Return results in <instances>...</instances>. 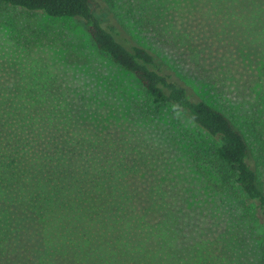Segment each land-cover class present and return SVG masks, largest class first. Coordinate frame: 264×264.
I'll list each match as a JSON object with an SVG mask.
<instances>
[{
  "label": "trees",
  "instance_id": "trees-1",
  "mask_svg": "<svg viewBox=\"0 0 264 264\" xmlns=\"http://www.w3.org/2000/svg\"><path fill=\"white\" fill-rule=\"evenodd\" d=\"M93 1L0 3L81 21L94 48L138 81L142 93L131 102L134 120H157L169 106L193 126L185 152L224 194L207 215L209 226L218 223L221 231L191 240L195 216L189 213L188 221L187 212L194 208L178 213L185 204L176 203L185 197L168 195L156 184L144 208L131 182L139 152L127 140L89 133L75 94L34 52L35 41L8 19L0 72L10 67L16 79L0 84V264H11L24 231L21 218L27 216L37 222L47 255L59 264H264V93L250 113L215 108L137 43L122 19L96 13ZM121 3L125 20L169 37L197 57L191 41L171 28L166 0ZM154 215L158 219L148 223ZM47 263L42 258L34 264Z\"/></svg>",
  "mask_w": 264,
  "mask_h": 264
},
{
  "label": "rangeland",
  "instance_id": "rangeland-1",
  "mask_svg": "<svg viewBox=\"0 0 264 264\" xmlns=\"http://www.w3.org/2000/svg\"><path fill=\"white\" fill-rule=\"evenodd\" d=\"M111 1L112 7L106 0H94V11L122 19L131 37L153 51L196 94L215 108L229 109L236 115L255 108L264 93V0H166L172 10L171 28L191 41L197 51L195 58L169 37H159L149 27L139 29L133 21L125 20L122 0ZM249 10L258 14L248 16ZM8 19L17 23L22 36L35 41L34 52L75 94L81 124L89 133L127 140L139 152V171L131 182L143 198V207L151 205L144 198L156 184L168 195L185 197V202L180 198L176 203L178 207L185 204L177 208L178 213L187 212L188 206L194 208L187 212L188 221L189 213L195 216L190 218L194 229L191 240L219 233L220 225L210 227L207 215L224 194L214 186V177L185 152L189 136L196 132L193 126L169 106L162 108L157 120H134L131 102L142 93L138 81L94 48L81 21L52 19L0 3V51L8 49ZM15 79L10 67L0 72V84ZM260 179L264 189V179ZM157 219V215L150 216L147 222ZM21 221L24 231L14 244L11 264H34L42 258L47 264H59L47 255L37 222L30 216Z\"/></svg>",
  "mask_w": 264,
  "mask_h": 264
}]
</instances>
